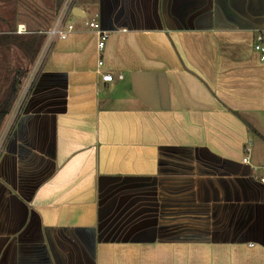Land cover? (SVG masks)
<instances>
[{
  "label": "crops",
  "instance_id": "0c3cea01",
  "mask_svg": "<svg viewBox=\"0 0 264 264\" xmlns=\"http://www.w3.org/2000/svg\"><path fill=\"white\" fill-rule=\"evenodd\" d=\"M63 2L0 0V106ZM68 20L0 124V264H264V0H74Z\"/></svg>",
  "mask_w": 264,
  "mask_h": 264
},
{
  "label": "built area",
  "instance_id": "2783aa9c",
  "mask_svg": "<svg viewBox=\"0 0 264 264\" xmlns=\"http://www.w3.org/2000/svg\"><path fill=\"white\" fill-rule=\"evenodd\" d=\"M74 0H64L62 8L60 10V13L58 14L56 20L54 21L53 25L45 31V40L43 42L42 48L39 53L38 58V64L41 66L49 53L52 50V47L57 39H65L68 36V33L73 31L74 25L68 20L69 15L71 14V8L73 5ZM89 28L97 35V45L96 50L98 53V56L100 57L101 51L103 50L105 46V42L108 37V33L106 30L101 28L98 23L94 21H90L88 23ZM22 29H17V32H21ZM258 42L254 45L255 50L261 53V60L264 61V36L259 35L257 37ZM102 66V60L99 58L98 60V67L100 68ZM36 74L30 83L28 90L31 86V84L34 83ZM112 74L111 73H104L101 76V79L106 82L112 81ZM11 126L9 127V129ZM5 138V137H4ZM4 140H0V152L3 147ZM246 155L242 158L244 162H248L249 159V152H250V146L245 147Z\"/></svg>",
  "mask_w": 264,
  "mask_h": 264
},
{
  "label": "rangeland",
  "instance_id": "374dc122",
  "mask_svg": "<svg viewBox=\"0 0 264 264\" xmlns=\"http://www.w3.org/2000/svg\"><path fill=\"white\" fill-rule=\"evenodd\" d=\"M59 14V13H58ZM58 14L56 15L55 17V20L58 16ZM39 57V56H38ZM22 63V67H25L27 66V63H28V60L25 59V60H22L21 61ZM32 66V65H31ZM40 68V65L38 64V59L36 60V63L33 65V67H29L30 71H29V74L27 76H24L23 77V80L21 81V88H20V93H19V96L16 100V103L12 109V116L15 114V113H18V111L21 109V107L23 106L24 104V101L26 100V98L28 97V95L30 94L31 92V88L33 87V84H31L29 90H28V87L30 85V83L32 82L35 74H37L38 70ZM26 77V78H25ZM10 129H8L7 132H9ZM3 148V147H2ZM2 150V149H1ZM2 153V152H1Z\"/></svg>",
  "mask_w": 264,
  "mask_h": 264
},
{
  "label": "trees",
  "instance_id": "16d2710c",
  "mask_svg": "<svg viewBox=\"0 0 264 264\" xmlns=\"http://www.w3.org/2000/svg\"><path fill=\"white\" fill-rule=\"evenodd\" d=\"M25 72H17V74L14 75L11 86L9 88V92L6 96V99L4 101V105L0 106V124L3 120V117L8 113L9 109L11 108L13 102L15 101L18 91L20 89V79L25 76ZM32 90V88H31Z\"/></svg>",
  "mask_w": 264,
  "mask_h": 264
}]
</instances>
